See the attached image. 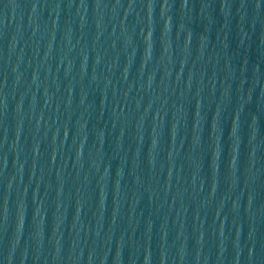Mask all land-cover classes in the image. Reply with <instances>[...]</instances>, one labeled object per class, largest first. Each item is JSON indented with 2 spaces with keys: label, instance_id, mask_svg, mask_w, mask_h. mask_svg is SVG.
<instances>
[{
  "label": "water",
  "instance_id": "obj_1",
  "mask_svg": "<svg viewBox=\"0 0 264 264\" xmlns=\"http://www.w3.org/2000/svg\"><path fill=\"white\" fill-rule=\"evenodd\" d=\"M0 264H264V0H0Z\"/></svg>",
  "mask_w": 264,
  "mask_h": 264
}]
</instances>
